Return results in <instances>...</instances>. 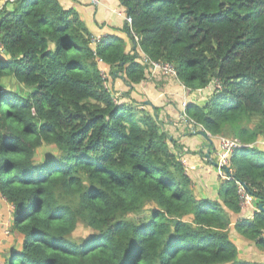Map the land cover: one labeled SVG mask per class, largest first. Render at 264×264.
Segmentation results:
<instances>
[{"label":"trees","instance_id":"16d2710c","mask_svg":"<svg viewBox=\"0 0 264 264\" xmlns=\"http://www.w3.org/2000/svg\"><path fill=\"white\" fill-rule=\"evenodd\" d=\"M122 3L124 31L139 39L129 52L116 36L93 48L79 13L58 0H0V195L24 237L3 264H264L239 258L229 214L241 212L239 183L264 203V0ZM139 50L173 64L192 91L220 81L205 104L185 107L203 136L241 142L219 201L193 193L158 108L105 86L99 61L131 88L146 78ZM44 145L59 156L37 164ZM80 224L92 233L76 240ZM235 230L264 251V212Z\"/></svg>","mask_w":264,"mask_h":264},{"label":"crops","instance_id":"0c3cea01","mask_svg":"<svg viewBox=\"0 0 264 264\" xmlns=\"http://www.w3.org/2000/svg\"><path fill=\"white\" fill-rule=\"evenodd\" d=\"M58 1L65 9H74L79 13L92 37L116 36L126 43L127 52L136 47L132 37L124 31L127 14L122 0H98L97 7L79 0ZM98 68L105 72L107 88L114 96L119 94L127 97L122 101L134 103L139 109L150 113H154L158 108L156 117L162 123L170 140L176 142L175 151L193 182V193L199 199L209 198L219 201V186L226 181L219 174L216 165L220 142L218 137L209 139L203 136L199 127L195 128L191 125L185 115V106L188 103L205 104L209 92L192 91L177 78L164 76L159 72L155 74L147 72L146 78L131 88L126 85L124 76H111L108 65L98 62ZM257 146L264 150V138L257 142ZM3 199L0 195V203L6 201ZM259 205L254 199L252 206L241 210L239 214L229 211L232 222L230 236L238 248L240 259L264 263V251L254 242L241 237L235 230L239 220L253 219L255 213L260 211ZM0 235L5 239L2 233ZM23 241V236L15 235L6 243L0 242V257L1 253L11 252L13 247L21 248Z\"/></svg>","mask_w":264,"mask_h":264},{"label":"built area","instance_id":"2783aa9c","mask_svg":"<svg viewBox=\"0 0 264 264\" xmlns=\"http://www.w3.org/2000/svg\"><path fill=\"white\" fill-rule=\"evenodd\" d=\"M79 1H82L86 4L89 3L95 7L99 5L98 0H79ZM125 20H126V24H128L131 27L132 18L129 16H126ZM100 39L101 38L92 37L91 43L93 47H96L99 44ZM134 40H135V43H138L139 41L138 37L136 36L134 37ZM3 47L4 46L0 43L1 50H3ZM137 59L142 65H144L147 68V72H152L153 74H155L156 72H159L161 75L177 78L175 66L171 63L152 61L151 59L148 58V56L144 52L140 50H139V56ZM101 72L105 79V86L107 87V77L104 71H101ZM221 88L222 86H221L220 81L214 80L206 88L199 89L197 91L209 92V94H211ZM119 96H120L119 94L115 95L116 98H119ZM199 127L202 132H205L203 127L201 126ZM208 136L211 137L209 134ZM219 142H220V148L218 150V162H217L218 172L221 175V177L228 180V179H231V177L226 172L228 171L229 173H232L231 157L233 155L235 148L240 146L241 142L238 139L225 138V137H220ZM237 193L239 197V205H240L241 210H244L252 206L253 200L255 198L248 192L247 187L245 185L239 183L238 188H237Z\"/></svg>","mask_w":264,"mask_h":264},{"label":"rangeland","instance_id":"374dc122","mask_svg":"<svg viewBox=\"0 0 264 264\" xmlns=\"http://www.w3.org/2000/svg\"><path fill=\"white\" fill-rule=\"evenodd\" d=\"M2 85H3V87H5L7 89H10V90H15L16 87H17V85L15 84V82L12 79H6L5 81H3ZM220 137L231 138L227 134L224 135V136H220ZM220 137H218V140H219ZM49 154L51 156H54V157H58L59 156V153L55 149L54 146L44 145V146L40 147L37 150V153H36V156H35V162L37 164H40V162H42L44 157L46 155H49ZM207 183H209V182H207ZM145 215H146V213L144 212V214H142L140 216H137V217L136 216H132V218H134V219L135 218H141V217H144ZM14 223H15V221H14V216H13V208L6 201L5 202H1L0 203V233H2V235L5 237V239H4L0 235V239H1L0 242L1 243L8 242L10 237H11V235L13 234L12 237L15 235V225H14ZM91 233H92L91 229H89V228L85 227L84 225L80 224L79 227L77 228V230L75 231V233L73 235V238L76 239V240H79V239L85 238L86 236H88ZM12 249H14V247ZM4 256H7V255H5L4 253H1L0 264H3ZM252 262H254V261H252Z\"/></svg>","mask_w":264,"mask_h":264},{"label":"water","instance_id":"95a60500","mask_svg":"<svg viewBox=\"0 0 264 264\" xmlns=\"http://www.w3.org/2000/svg\"><path fill=\"white\" fill-rule=\"evenodd\" d=\"M218 166V164H216ZM260 212H264V203L259 205Z\"/></svg>","mask_w":264,"mask_h":264},{"label":"clouds","instance_id":"9594fccd","mask_svg":"<svg viewBox=\"0 0 264 264\" xmlns=\"http://www.w3.org/2000/svg\"><path fill=\"white\" fill-rule=\"evenodd\" d=\"M92 44V43H91ZM93 46V45H92ZM94 48V47H93ZM101 71V70H100Z\"/></svg>","mask_w":264,"mask_h":264}]
</instances>
